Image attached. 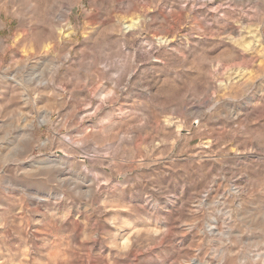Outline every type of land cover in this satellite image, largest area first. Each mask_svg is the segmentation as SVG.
<instances>
[{"label": "clouds", "instance_id": "1", "mask_svg": "<svg viewBox=\"0 0 264 264\" xmlns=\"http://www.w3.org/2000/svg\"><path fill=\"white\" fill-rule=\"evenodd\" d=\"M210 3L0 0V264H264V0Z\"/></svg>", "mask_w": 264, "mask_h": 264}, {"label": "rangeland", "instance_id": "2", "mask_svg": "<svg viewBox=\"0 0 264 264\" xmlns=\"http://www.w3.org/2000/svg\"><path fill=\"white\" fill-rule=\"evenodd\" d=\"M212 7H215V0H213V3H210L208 4V8H212ZM208 8H201V9H196L193 11L192 13V19L189 20V23H197L198 26L200 28H203L205 23H208L209 27L211 29H215V25L212 24L211 22V17H213L215 14L214 13H211L208 11ZM158 11V10H156ZM156 11H153V12H149V16H155L156 15ZM182 33H186L189 31V29L187 27L183 28L182 30ZM183 40V36H177V37H169L167 41H165L163 44H161V51H163V48L166 44V46L168 48H173V47H176V48H179L181 46V41ZM211 41V37H205L204 39H201L200 37H196V36H193V37H190L187 41H184V43H187L190 47H196V46H199V47H209L211 49V52H216L217 49H214V48H211V44L209 43ZM157 56L159 57V53H157ZM153 64V66H156V67H159L160 66V60L157 59L155 61H152L151 62ZM259 76V73L258 72H254L252 70L249 71L248 73V76L251 77V76ZM239 79V78H238ZM259 86V80L256 81V84L253 86L252 90H251V93H249L250 95L252 93H256V89L257 87ZM11 93L9 92L8 95H10ZM247 99V97H245ZM47 100L46 97H41L37 100V103L38 104H42V103H45ZM254 103L255 102H259L261 104H264V99H262L259 94L256 95V98L255 100L253 101ZM22 103V102H21ZM27 109H25L26 111ZM216 125H210V127H215ZM194 143H199L198 140H195ZM118 219V218H114V221ZM160 225L159 224H155V223H152L150 221H145L143 223H137V224H134L133 225V229L134 230H140L142 232H145V233H155V232H158L160 231ZM132 235V232L131 230L128 232V236L122 241V246H123V242L128 239L129 240V243H130V237ZM191 236L192 234L189 233L188 236L185 237V240L187 243H191ZM128 243V244H129ZM142 256L144 257H149L150 256V252H143L141 253ZM176 258H179V254H177V257Z\"/></svg>", "mask_w": 264, "mask_h": 264}, {"label": "bare ground", "instance_id": "3", "mask_svg": "<svg viewBox=\"0 0 264 264\" xmlns=\"http://www.w3.org/2000/svg\"><path fill=\"white\" fill-rule=\"evenodd\" d=\"M123 243H124L123 245H126V244H128V243H129V240H128V239H126V240H125Z\"/></svg>", "mask_w": 264, "mask_h": 264}]
</instances>
